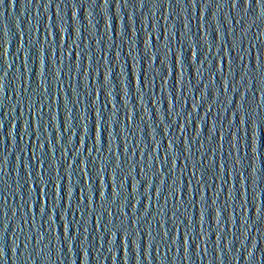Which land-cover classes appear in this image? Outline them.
I'll use <instances>...</instances> for the list:
<instances>
[{
	"label": "water",
	"instance_id": "95a60500",
	"mask_svg": "<svg viewBox=\"0 0 264 264\" xmlns=\"http://www.w3.org/2000/svg\"><path fill=\"white\" fill-rule=\"evenodd\" d=\"M0 264H264V0H0Z\"/></svg>",
	"mask_w": 264,
	"mask_h": 264
}]
</instances>
